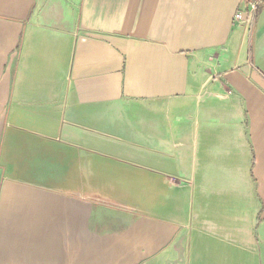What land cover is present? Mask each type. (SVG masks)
Listing matches in <instances>:
<instances>
[{
  "label": "crops",
  "instance_id": "1",
  "mask_svg": "<svg viewBox=\"0 0 264 264\" xmlns=\"http://www.w3.org/2000/svg\"><path fill=\"white\" fill-rule=\"evenodd\" d=\"M0 264H264V0H0Z\"/></svg>",
  "mask_w": 264,
  "mask_h": 264
},
{
  "label": "built area",
  "instance_id": "2",
  "mask_svg": "<svg viewBox=\"0 0 264 264\" xmlns=\"http://www.w3.org/2000/svg\"><path fill=\"white\" fill-rule=\"evenodd\" d=\"M241 14L240 13H238L236 16H235V18L237 19V20H240L241 19Z\"/></svg>",
  "mask_w": 264,
  "mask_h": 264
}]
</instances>
